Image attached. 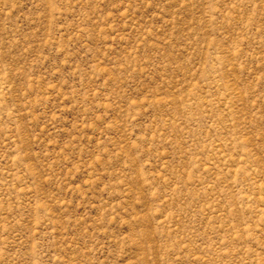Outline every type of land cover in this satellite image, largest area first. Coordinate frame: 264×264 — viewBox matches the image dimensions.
Returning a JSON list of instances; mask_svg holds the SVG:
<instances>
[{
	"label": "rangeland",
	"instance_id": "rangeland-1",
	"mask_svg": "<svg viewBox=\"0 0 264 264\" xmlns=\"http://www.w3.org/2000/svg\"><path fill=\"white\" fill-rule=\"evenodd\" d=\"M0 264H264V0H0Z\"/></svg>",
	"mask_w": 264,
	"mask_h": 264
}]
</instances>
